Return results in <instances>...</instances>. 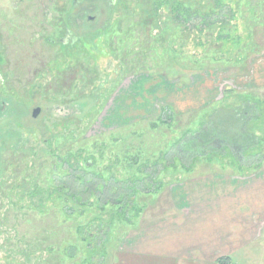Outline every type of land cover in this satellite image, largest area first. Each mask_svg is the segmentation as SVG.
<instances>
[{"label":"rangeland","instance_id":"obj_1","mask_svg":"<svg viewBox=\"0 0 264 264\" xmlns=\"http://www.w3.org/2000/svg\"><path fill=\"white\" fill-rule=\"evenodd\" d=\"M161 1L0 0V264H84L85 235L96 238L92 246L106 250L102 264H154L157 248L141 244L150 233L157 235L167 221L176 223L199 207L214 206H199L192 197L221 198L213 191L217 182L231 185L221 193L230 197L248 196L259 184L264 0H223L219 8L213 0H177L191 11L187 19L174 16L165 4L146 18L138 5L149 8ZM66 30L75 36L62 46ZM246 99L259 117L245 124L227 109ZM36 107L41 111L33 117ZM208 119L226 137L244 123L258 144L237 152L238 160L226 147L223 157H183L184 168L157 172L160 154ZM70 153L78 155L81 170L73 160L72 167L66 162ZM85 182L104 185L101 202L129 203L128 219L112 222L105 243V227L77 232V225H87L94 215L107 222L118 210L108 204L100 211L91 197L93 206L80 213L84 207L73 205L71 194ZM158 185V192H146ZM195 186L205 190L193 192ZM183 198L190 214L182 209ZM133 204L140 211H132ZM70 206L76 211L66 215ZM234 208V219L225 226L221 210L214 213L217 218L202 220L208 229L226 228L221 250L207 257L181 254L178 262L217 264L229 257V264H264V212ZM170 229L165 247L173 242L184 248L189 237H210L193 219Z\"/></svg>","mask_w":264,"mask_h":264},{"label":"trees","instance_id":"obj_2","mask_svg":"<svg viewBox=\"0 0 264 264\" xmlns=\"http://www.w3.org/2000/svg\"><path fill=\"white\" fill-rule=\"evenodd\" d=\"M223 0H213L214 2V6L215 8H219L220 5L222 4ZM163 4L165 5H169V9L171 11V13L174 16L177 15H182L183 18L187 19L189 18V15L191 13V11L189 9H186L184 7V5L177 1V0H163L159 3H157L156 5H149V8L146 6H143L142 4H138L139 7H141L142 10H145L144 15H146V18H153V15H151L152 12L155 13V11L157 10V8H159V6H162ZM213 14L215 12H217L216 10H214L213 7H211L210 10ZM153 14V13H152ZM144 19V18H143ZM146 21L149 20H145L144 22L146 23ZM150 22H153L152 20ZM213 23V22H211ZM75 35V32H74ZM250 98V97H249ZM251 100V99H250ZM248 99H246L241 105H238L237 107L239 108H228V113L233 114L235 117H241L240 118V123L242 119H245L244 123L246 124L247 119L249 118H258L259 115L257 114V112L255 111L256 107L255 104L252 103V101H250ZM221 111H224L225 109H220ZM219 111V110H218ZM236 118V119H239ZM18 122L20 124H22V121ZM161 122L166 123L164 120H161ZM213 120L212 119H208L207 122H201L200 125V129L197 132H188L186 133L179 141H177L176 143L174 142V144L171 146V148L160 154L159 156V160L161 161L160 165L161 168L157 171L160 172L162 170H165L167 168H174L176 167V165H180L181 167L184 168V165L182 163V158L183 157H191L193 160H195L197 157H206L208 160H211V155L212 154H216L217 156H224L225 153H221L224 152V149H226V147H229L231 149V152L234 155V158L237 159V152L239 151H244L246 149H249L251 147H253L254 145L258 144V141L256 140V136L254 134H249L246 130H245V124L242 123L240 124L239 127V131L235 130L233 131L234 133L229 136L226 137L224 135V133H217V128L215 129L214 126L212 125ZM244 124V127H243ZM216 143V145H215ZM237 154V155H236ZM77 159L78 155L72 154L70 153L69 156L66 158V162L69 164V166L72 165L71 160L74 161V163H76L77 165ZM90 160V158H85V161L88 163V161ZM238 160V159H237ZM157 163V162H155ZM154 163V164H155ZM92 163H88L87 167H91ZM147 164H145L144 167H146ZM72 167V166H71ZM77 168L80 169V166H76ZM141 169V165L138 167V170L140 171ZM81 170V169H80ZM187 171L190 170V168L186 169ZM101 178V176H100ZM139 179H135V181H137ZM83 188L81 189V187L76 190V192H74L73 194H71V200L73 201V205L75 204H79L82 205L84 207V209L80 212V213H85V210L88 209L89 207L93 206V203L90 201L91 197H95L97 200V209H100V211H104V206L110 204L112 206H116L117 207V211L116 214H114V216H110L109 217V221L105 222V220L99 216V214L94 215V217L92 218V220L90 221V223H88L87 225H77V232L79 234H82L86 231L88 232H92V228L96 227L97 229H101L103 227H105V231H104V238L102 243H105L108 239V232H109V228L111 227L112 222L117 218L119 220H127L128 217L126 216V212H127V208L129 206V203L120 199V198H115L114 201H111V199H107L104 202H101L102 198H101V194L103 193V186L102 184H97L95 187L94 186H90L88 183H83ZM81 185V186H82ZM80 186V185H79ZM159 188H154V189H147L146 192L152 193V192H158L161 188V185H158ZM67 189V187H65ZM133 193L137 192V188L134 187V190L132 191ZM70 194L67 195V197H69ZM68 199V198H67ZM77 206H70L68 207V211L65 210L66 215H71L76 211ZM133 210H137L140 211V208L138 209V207H136L135 204H133V207L131 209ZM92 222H98L97 225H95L94 223L91 224ZM91 234V233H89ZM82 241H85L87 243V253H86V257L83 260L84 264H93V260L94 258L98 257L101 258L99 260V264L103 263V257L105 258V254H106V250H104L103 248H96V246H92L93 243H95L96 238H89V236L85 235L82 238ZM229 257L226 258H219L217 260L218 264H229Z\"/></svg>","mask_w":264,"mask_h":264},{"label":"crops","instance_id":"obj_3","mask_svg":"<svg viewBox=\"0 0 264 264\" xmlns=\"http://www.w3.org/2000/svg\"><path fill=\"white\" fill-rule=\"evenodd\" d=\"M234 183L240 184L241 182H234ZM258 183L259 184L255 185L251 188L250 194L252 193L253 195L256 196L252 200V197L250 196V194L248 196L240 195L239 197L238 196L237 197H230L227 195L221 196V193H224V192L227 193L229 191V187L231 188V185L230 186H227V185L224 186V185H222V183L217 182L214 186L215 189L213 191L218 192V194L221 198H216L215 200H211L209 198H208L209 200H207V199L203 198L206 202L203 200H201V202H197L196 200L198 197H192L191 198V200L194 199L193 202L199 204V206L202 204L203 205L204 204H206V205L212 204L214 206H211L210 208H207V206L203 207V208L199 207V210L195 211L194 215L191 214V215L182 217V219L180 221H176V223H173V224L170 223V220L167 221L165 230L161 229L160 231H158L157 235L150 233L151 236L148 237L147 240L141 244L145 245L147 248H157V250L154 251L153 255H156L159 258V261L154 263V264H180V262H178V259L181 256V254H182V257H184L186 259V258H189L191 256L190 254L193 252L201 253L203 255V257L212 256L213 255L212 253L218 252L219 250H221L222 247H224L226 245V243H227V240H226L227 232H226L225 227H219L218 229L214 228L212 230L208 229L206 227V225H204L205 223H202L203 218H205V220L208 218V220L210 221L211 220V219H209L210 216L211 217L213 216L212 218L216 217L214 215L215 212L220 211V210L224 211L225 216L222 217L223 219L221 220V222H223V224L225 226L226 221L234 219L232 216V212H231L235 209L234 206H238V205L245 206L247 211L256 210V211L264 212V173L261 174V177L259 178ZM179 184H182V182H180ZM191 188H193L192 189L193 192L197 189H198L197 191H201V190L204 191L205 190L203 187L196 188V186H195V187H191ZM222 188H224L223 192H222ZM188 200H190V199H188ZM189 203L187 202V199L183 198L182 209L186 208V210H188V212L190 214L191 208L188 207ZM195 203L191 202V204H195ZM193 211L194 210H192V212ZM228 211H229V213L226 214V212H228ZM191 219H193V221L195 222L196 228L202 227V228H204V230L206 229L205 235L208 234V236H209V234H210L211 238L206 237V239H203V238L198 239L197 237H194L195 239L193 240L191 237H189L186 240V243L184 244V248H175V245L173 242H171L170 245L166 243V247H165L163 244V239L168 234L166 229L171 228L170 230L171 231L174 230V232H175V231L179 230L181 226H183V228H184V226L186 227L190 223ZM230 227H231V225H230ZM210 230H211V232H210ZM190 235H192V234H190ZM155 236H158V239H156ZM245 236H247V233H243L241 237H245ZM166 238L168 239V236H166ZM141 244H140V246H141ZM161 245H162V248H160ZM193 246H197L200 248H193ZM139 249L140 248H138L137 250H139ZM204 253H205V255H204ZM217 257H219V256L218 255L214 256V258H217ZM216 263H217V261H216ZM148 264H151V263L149 262Z\"/></svg>","mask_w":264,"mask_h":264},{"label":"flooded vegetation","instance_id":"obj_4","mask_svg":"<svg viewBox=\"0 0 264 264\" xmlns=\"http://www.w3.org/2000/svg\"><path fill=\"white\" fill-rule=\"evenodd\" d=\"M73 36L74 35V31L71 32V30H66L65 33H64V36L62 38H60V44L62 46H67V45H70L72 43V40L73 39ZM50 41H53L52 39H49Z\"/></svg>","mask_w":264,"mask_h":264},{"label":"water","instance_id":"obj_5","mask_svg":"<svg viewBox=\"0 0 264 264\" xmlns=\"http://www.w3.org/2000/svg\"><path fill=\"white\" fill-rule=\"evenodd\" d=\"M40 111H41L40 107H36V108L33 110V112H32V116H33V117H37V116L39 115Z\"/></svg>","mask_w":264,"mask_h":264}]
</instances>
